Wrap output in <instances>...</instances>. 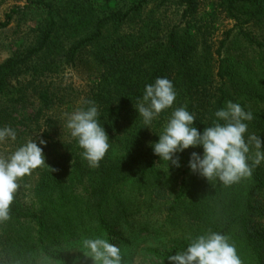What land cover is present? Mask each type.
Instances as JSON below:
<instances>
[{
	"label": "trees",
	"instance_id": "1",
	"mask_svg": "<svg viewBox=\"0 0 264 264\" xmlns=\"http://www.w3.org/2000/svg\"><path fill=\"white\" fill-rule=\"evenodd\" d=\"M223 20L232 25L216 35ZM13 21L33 25L0 63V128L16 132L0 154L34 140L58 171L19 181L0 222V264H92L82 240L97 237L120 247L122 264H169L208 230L229 236L243 264H264V161L225 186L189 169L202 147L177 153L180 167L152 148L176 108L202 133L228 101L253 115L245 138L264 142V0H135L105 14L90 0H25L0 30ZM158 77L176 99L148 128L135 105ZM87 100L110 143L96 168L66 128L65 114Z\"/></svg>",
	"mask_w": 264,
	"mask_h": 264
},
{
	"label": "clouds",
	"instance_id": "2",
	"mask_svg": "<svg viewBox=\"0 0 264 264\" xmlns=\"http://www.w3.org/2000/svg\"><path fill=\"white\" fill-rule=\"evenodd\" d=\"M176 99L172 82L163 77L145 85L141 99L135 109L148 127L163 111L169 109ZM86 109L66 113V128L83 150L82 158L90 168L99 166L110 148L109 137L98 121L99 111L94 101L84 102ZM212 125L203 132L193 127L196 120L186 106L172 111L159 139L152 145L154 155L161 161L180 167L177 153L192 147H202V155L192 152L189 169L207 181L219 180L225 186L250 179L256 167L264 161V142L255 133L247 135L248 124L253 119L250 111H245L239 103L228 101L226 106L215 112ZM149 128V127H148ZM16 132L9 126L0 128V144L15 141ZM40 145L46 144L44 140ZM254 157L249 164L250 152ZM43 149L34 140L27 141L10 155L0 154V222L10 218V205L19 190V181L33 170L45 166ZM47 166V165H46ZM50 172L58 169L47 166ZM189 243L175 255H168L169 264H243L237 249L226 234L208 230L188 237ZM83 255L92 264H122L119 246L106 238H83Z\"/></svg>",
	"mask_w": 264,
	"mask_h": 264
},
{
	"label": "rangeland",
	"instance_id": "3",
	"mask_svg": "<svg viewBox=\"0 0 264 264\" xmlns=\"http://www.w3.org/2000/svg\"><path fill=\"white\" fill-rule=\"evenodd\" d=\"M93 8L98 14H105L112 10L124 9L130 5L135 0H90ZM25 0H0V21L3 20L4 14L8 12L11 8L19 6L22 7ZM33 25V22H28L27 24L17 25L13 21L8 27L0 30V63L3 62L10 54L9 44H12L17 38L23 36L25 31H27L28 26ZM232 22L229 20H223L219 24V29L216 35H220L225 28L231 27ZM82 76H76L74 74L73 80L76 83H81ZM149 240L148 243H152ZM146 247V246H144Z\"/></svg>",
	"mask_w": 264,
	"mask_h": 264
}]
</instances>
